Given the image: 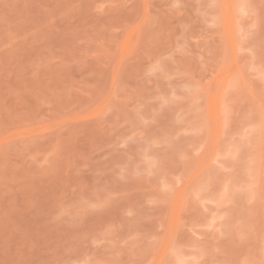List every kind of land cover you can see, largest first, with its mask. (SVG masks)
Masks as SVG:
<instances>
[{"label":"rangeland","instance_id":"obj_1","mask_svg":"<svg viewBox=\"0 0 264 264\" xmlns=\"http://www.w3.org/2000/svg\"><path fill=\"white\" fill-rule=\"evenodd\" d=\"M0 264H264V0H0Z\"/></svg>","mask_w":264,"mask_h":264}]
</instances>
